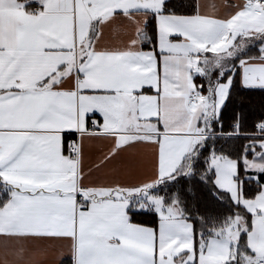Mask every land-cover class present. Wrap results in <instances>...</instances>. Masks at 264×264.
<instances>
[{
	"label": "snow or ice",
	"instance_id": "snow-or-ice-1",
	"mask_svg": "<svg viewBox=\"0 0 264 264\" xmlns=\"http://www.w3.org/2000/svg\"><path fill=\"white\" fill-rule=\"evenodd\" d=\"M237 87L264 0H0V264H264Z\"/></svg>",
	"mask_w": 264,
	"mask_h": 264
},
{
	"label": "trees",
	"instance_id": "trees-1",
	"mask_svg": "<svg viewBox=\"0 0 264 264\" xmlns=\"http://www.w3.org/2000/svg\"><path fill=\"white\" fill-rule=\"evenodd\" d=\"M199 82V81H198ZM232 111H243L248 117L249 124L261 113H264V91L259 89H242L237 87L233 93L226 116ZM63 264H70L68 257L64 258Z\"/></svg>",
	"mask_w": 264,
	"mask_h": 264
},
{
	"label": "crops",
	"instance_id": "crops-1",
	"mask_svg": "<svg viewBox=\"0 0 264 264\" xmlns=\"http://www.w3.org/2000/svg\"><path fill=\"white\" fill-rule=\"evenodd\" d=\"M67 257V254L65 253L64 255H63V257H56V259L59 261V260H63L64 258H66Z\"/></svg>",
	"mask_w": 264,
	"mask_h": 264
}]
</instances>
